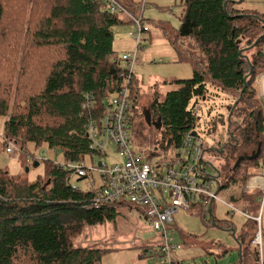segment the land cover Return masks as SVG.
<instances>
[{
	"label": "trees",
	"instance_id": "obj_1",
	"mask_svg": "<svg viewBox=\"0 0 264 264\" xmlns=\"http://www.w3.org/2000/svg\"><path fill=\"white\" fill-rule=\"evenodd\" d=\"M110 1L136 15L139 3L135 0H0V122L4 130L0 152L5 153L11 142L26 159L28 143L34 148L45 144L49 150L60 151L63 159L62 164L45 161L43 176L33 182L0 168V264H100L101 250L76 247L74 238L84 228L113 222L121 208L132 209L96 204L98 191L74 187L70 178L75 170L66 168L68 163L80 165L86 157L100 155L90 148L87 124L88 118L103 111L101 102L126 82L130 101L136 102L139 95L133 74L112 51V27L131 21L120 10L113 11ZM235 4L183 1L174 42L189 39L203 69H194L189 79L171 81L175 91L153 98L149 114L152 122H160L159 131L147 126L144 118L137 121L138 110L131 109V138L145 129L155 135L143 136L155 152L146 159L177 148L182 137L195 130L198 118L192 112L211 95L207 83L231 99L226 108L231 113V143L236 145L227 146L222 155L216 153L217 158L235 163L238 146L250 148V153L262 151L264 101L255 82L264 74V13L240 11ZM176 49L181 61L190 58L196 63L192 52ZM87 96L94 107L83 113ZM260 155L231 173L225 165L226 177L220 175L218 182L219 192L231 188L229 201L253 218L259 216V205L264 206L259 201L261 193L257 189L245 192L244 187L259 176L248 170H258ZM76 176L77 182L86 177ZM191 207L196 214L204 209L211 212L195 203ZM225 227L233 230L230 224ZM257 228L248 217L240 235L234 237L240 264L259 262L257 246L252 244ZM174 229L181 237L191 236L176 225Z\"/></svg>",
	"mask_w": 264,
	"mask_h": 264
},
{
	"label": "rangeland",
	"instance_id": "obj_2",
	"mask_svg": "<svg viewBox=\"0 0 264 264\" xmlns=\"http://www.w3.org/2000/svg\"><path fill=\"white\" fill-rule=\"evenodd\" d=\"M140 1L135 0L137 3ZM183 1L144 0L146 4L142 12V18L148 31L141 35L140 43L143 51H139L131 69L139 91L136 103L139 114L137 121L143 120L142 113L147 110V105L152 102L154 97L158 96L161 99L168 92L177 89V86L171 81L189 79L192 77L194 69H203L200 61H198L199 57L197 56L199 54L196 49L195 51L192 50V43L189 39L181 38L176 40V43L174 42V35L179 27V18L182 14L181 5ZM228 1L235 2L236 8L240 11L264 13V0ZM137 13H139V10H137ZM111 31L113 33L112 51L117 58L124 53L133 52L136 42L130 23L112 27ZM166 31L171 32L170 38L181 52L190 51L195 55L194 60L196 63L190 58L174 62L171 57L165 54L160 55L154 50L151 51L152 47L157 45L158 42L165 44L164 39L166 37L164 38L163 34ZM150 39L152 40L150 41ZM248 50H250V47L244 49L245 52ZM144 53L145 55L142 56ZM247 56L250 57L251 54H247ZM207 88L211 95L199 105L200 109L197 114L198 125L195 128V133L202 138L206 147L205 150H207L203 157V162L205 163L204 174L216 178V175L220 173L219 175L226 177L224 172L225 165H227L228 172L231 173L234 163L217 158V154L211 152V149L218 150L220 145L223 147L231 143L226 132L227 125L221 126L218 124L216 132L210 135H206L205 128L212 127L219 118L227 117L226 105L231 102V99L226 92L215 89L216 87L210 83H207ZM109 100L107 98L105 101L108 102ZM3 136V123L0 122V140ZM143 136L149 139L150 137H155L154 133L145 129L144 134L141 136L131 138L130 149L137 151L143 156H150L155 152L152 149L153 147L143 140ZM26 148L29 154L26 159L20 157L16 145H13V153L11 155L0 152V168L11 175H18L29 182H33L37 177L43 176L45 161L50 160L61 164L63 162L61 152L49 150L45 144L39 148H34L33 144L28 143ZM239 148V146L236 148L235 154ZM104 150V155H93L92 157H86L82 161V167L87 174L85 179L77 182V176L73 173L70 183L74 187H78L81 191H98L102 186V180L94 167L98 163H103L106 166L122 163V160L117 156L115 145L109 143L105 145ZM168 151L172 152L173 149H168ZM249 154L250 148H244L243 155ZM160 157H155L154 155L151 158L156 160ZM241 166L244 167V163ZM248 173L260 176V162L258 170L250 168ZM221 176L220 180H222ZM255 180L256 177L252 178L251 182L256 186H260L261 181ZM232 193L233 190L231 188L218 192V201L213 203L211 212L208 209H204L200 214H196L195 210L186 214L183 210H180L175 215V224L178 229L184 235L191 236H189L190 238H185L174 233L175 242L181 244L182 247L172 253L168 259L162 257L159 250L161 235L152 229L139 211L126 208H121L118 211V215L113 222L84 228L74 238L73 244L76 247H95L101 250L100 264H240L239 245L234 237L240 235L247 223L248 218L242 214L243 210L248 213L249 211L242 209L241 205H236L229 201V195ZM260 200L261 197L259 198ZM230 207L234 208V210ZM257 215H260L262 232L261 259L264 262V206L261 207L259 205ZM249 217L253 218L250 214ZM214 220L215 223L213 222ZM226 224L232 226L234 235L227 230ZM257 230L259 229L257 228Z\"/></svg>",
	"mask_w": 264,
	"mask_h": 264
},
{
	"label": "built area",
	"instance_id": "obj_3",
	"mask_svg": "<svg viewBox=\"0 0 264 264\" xmlns=\"http://www.w3.org/2000/svg\"><path fill=\"white\" fill-rule=\"evenodd\" d=\"M113 11L120 10L130 21L135 38L133 52L122 54L120 60L124 67L131 72L136 55L141 45V35L148 30L142 19L145 8L144 0H141L135 8V16L124 11L113 1H110ZM139 13H137V10ZM132 73V72H131ZM259 97L264 101V74L259 75L256 82ZM129 86L126 84L120 90L109 97V101L101 102L103 111L98 117L88 118L87 138L91 142L90 148L100 155L105 154V145L112 143L116 147L117 156L122 160L121 164L106 166L98 163L94 169L98 172L102 186L99 188L95 203L114 204L116 206H130L139 211L152 229L161 235L159 250L165 259L180 250L181 245L175 242V215L180 210H191L192 204L203 208L212 206L218 201L219 177L212 178L204 174L205 145L195 131L185 134L180 145L172 152L162 153L159 159H146L137 151L130 149L131 141V109L134 108L129 98ZM92 99L88 96L82 105L84 111L93 110ZM199 106H195L192 115L197 117ZM264 140V133H263ZM13 144L7 143L5 153H13ZM260 155V180L261 185L256 186L251 179L244 187L248 192L257 189L261 193V204H264V141ZM66 168L75 170L79 177L86 176V170L82 164L68 163ZM94 203V204H95ZM262 207V206H261ZM232 210L234 208L230 207ZM247 218V211L242 212ZM260 226V215L252 218ZM252 244L257 246L260 254L258 264H263L261 259V231L260 228L253 238Z\"/></svg>",
	"mask_w": 264,
	"mask_h": 264
},
{
	"label": "water",
	"instance_id": "obj_4",
	"mask_svg": "<svg viewBox=\"0 0 264 264\" xmlns=\"http://www.w3.org/2000/svg\"><path fill=\"white\" fill-rule=\"evenodd\" d=\"M246 78H247V76L244 77V80ZM244 87H245V85H244ZM236 104H237V102L235 103V105L233 106V108L236 106ZM143 117H144V121H145V123H146L147 126H150V127L154 128L157 131L160 130V128H161L160 122L159 121L158 122H152L151 121V118H150V114L143 113ZM230 123H231V113H229V115L226 118H223V117L219 118V120L216 123L213 124V127H212L211 131H209V129L206 131V135L214 134L216 132V129H217V124H220L221 126L227 125L226 132H227V135H228L229 140L231 142L233 139H232V134L229 133V125H230ZM193 135H196V133H193ZM235 145L236 144L228 143V144L224 145L220 150L211 149V152H215V153H217L219 155H222L223 154V151H224V149H225L226 146H235ZM258 154H259V149L255 153H253L251 156H243V157L238 158L236 160L233 168L231 169V171H233L237 167H239V165L242 162H249V161L256 160L258 158ZM26 171H27V169H26ZM216 177H219V173L216 175ZM231 232L234 235L233 230Z\"/></svg>",
	"mask_w": 264,
	"mask_h": 264
},
{
	"label": "crops",
	"instance_id": "obj_5",
	"mask_svg": "<svg viewBox=\"0 0 264 264\" xmlns=\"http://www.w3.org/2000/svg\"><path fill=\"white\" fill-rule=\"evenodd\" d=\"M138 5V4H137ZM136 5V6H137ZM136 8V7H135ZM143 19V18H142ZM143 23H144V20H143ZM145 24V23H144ZM170 31H166V32H164V41H165V44L162 42V43H157V45H155V46H153L152 47V49H151V51H155L157 54H165V55H167V56H169V57H171V59H172V61H174V62H180L181 61V59H180V56H179V54H178V51H177V49H176V47L174 46V45H172L171 44V42H170V40L168 39V37H170ZM149 34V33H148ZM169 35V36H168ZM150 37V36H149ZM152 39H150V41H151ZM169 40V41H168ZM154 48H159V49H154ZM143 51V49H141V51L140 52H142ZM125 54V53H124ZM138 54V53H137ZM145 55V53L144 54H142V56H144ZM137 56V55H136ZM143 58V57H142ZM201 66H202V64H201ZM135 78V77H134ZM136 103H137V99H136V102H132V104H133V106L135 107L136 106ZM208 130V128L206 129V131ZM195 131V130H194ZM205 131V132H206ZM220 176V175H219ZM218 192H219V190H218ZM213 205V204H212ZM212 207V206H211ZM208 208H210V207H208ZM210 210H211V208H210ZM193 210H192V207H191V210L190 211H187V212H185L186 214L187 213H191ZM244 211V210H243ZM176 225V224H175ZM175 231V230H174ZM176 233V232H175ZM181 245V244H180ZM182 247V246H181ZM181 249V248H180ZM258 252H259V249H258ZM259 261H260V254H259ZM259 263V262H258ZM172 264V263H171ZM177 264V263H176Z\"/></svg>",
	"mask_w": 264,
	"mask_h": 264
},
{
	"label": "flooded vegetation",
	"instance_id": "obj_6",
	"mask_svg": "<svg viewBox=\"0 0 264 264\" xmlns=\"http://www.w3.org/2000/svg\"><path fill=\"white\" fill-rule=\"evenodd\" d=\"M135 108H136V106H135ZM136 109L138 110V108H136ZM143 113H145V114H149V105H147V110H146L145 112H143ZM143 113H142V115H143ZM228 115H229V114H228ZM228 115H227V116H228ZM143 118H144V117H143ZM212 127H213V126H212ZM212 127L208 128L209 131H211ZM217 128H218V124H217ZM216 130H217V129H216ZM243 149H244V148H242V147H240V148L238 149V151H237V154H238V155H237V159L240 158V157H243V156H251L253 153L256 152V151H255V152H251L250 155H243ZM257 150H258V149H257ZM259 152H260V149H259ZM258 156H259V154H258ZM237 159H236V160H237ZM235 162H236V161H235ZM234 164H235V163H234Z\"/></svg>",
	"mask_w": 264,
	"mask_h": 264
},
{
	"label": "bare ground",
	"instance_id": "obj_7",
	"mask_svg": "<svg viewBox=\"0 0 264 264\" xmlns=\"http://www.w3.org/2000/svg\"><path fill=\"white\" fill-rule=\"evenodd\" d=\"M100 105V104H99ZM132 119V118H131ZM151 138V137H150ZM148 142V141H147ZM160 147V146H159ZM223 223V222H222ZM234 230V229H233ZM242 251V250H241ZM241 263V262H240Z\"/></svg>",
	"mask_w": 264,
	"mask_h": 264
}]
</instances>
